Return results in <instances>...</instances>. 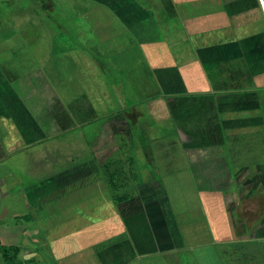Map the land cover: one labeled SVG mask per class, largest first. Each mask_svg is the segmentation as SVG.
<instances>
[{
    "label": "crops",
    "instance_id": "obj_1",
    "mask_svg": "<svg viewBox=\"0 0 264 264\" xmlns=\"http://www.w3.org/2000/svg\"><path fill=\"white\" fill-rule=\"evenodd\" d=\"M84 1L46 60L0 40V245L19 264H264V0Z\"/></svg>",
    "mask_w": 264,
    "mask_h": 264
},
{
    "label": "rangeland",
    "instance_id": "obj_2",
    "mask_svg": "<svg viewBox=\"0 0 264 264\" xmlns=\"http://www.w3.org/2000/svg\"><path fill=\"white\" fill-rule=\"evenodd\" d=\"M84 3L82 0H0V40L18 31L25 39V46L17 48L15 52L20 56L27 53L28 56L34 55L37 60H46L49 53L45 54L44 51L49 48V39L54 32L59 35L67 33L69 36L75 34L73 21L80 19L79 12L84 9ZM34 22L38 23L37 26L33 25ZM40 24L43 28L39 27ZM17 25L21 28L18 29ZM34 42L38 45H33ZM48 59L54 60L55 57ZM64 59L66 58L63 57L62 60ZM68 60L70 61H65ZM120 74V78L126 83L129 80L128 74L126 71H121ZM106 76L111 82L117 79L111 72H107ZM136 98L139 101L142 96L136 95ZM135 103L129 95L127 105L132 106ZM161 128L165 129L164 126Z\"/></svg>",
    "mask_w": 264,
    "mask_h": 264
},
{
    "label": "trees",
    "instance_id": "obj_3",
    "mask_svg": "<svg viewBox=\"0 0 264 264\" xmlns=\"http://www.w3.org/2000/svg\"><path fill=\"white\" fill-rule=\"evenodd\" d=\"M0 250L2 251L5 264H19L15 258V253L19 250L17 247H5L0 245Z\"/></svg>",
    "mask_w": 264,
    "mask_h": 264
}]
</instances>
